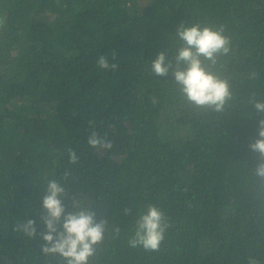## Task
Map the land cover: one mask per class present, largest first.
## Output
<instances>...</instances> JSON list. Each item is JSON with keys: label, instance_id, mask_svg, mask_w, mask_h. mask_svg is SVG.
Listing matches in <instances>:
<instances>
[{"label": "trees", "instance_id": "1", "mask_svg": "<svg viewBox=\"0 0 264 264\" xmlns=\"http://www.w3.org/2000/svg\"><path fill=\"white\" fill-rule=\"evenodd\" d=\"M0 17V264H65L41 252L53 178L67 211L107 221L89 264H264V179L249 147L264 118L251 103L264 101V0H0ZM181 23L230 39L227 56L205 61L230 86L221 112L189 104L171 70L150 72L160 52L175 65ZM92 129L113 147L91 148ZM149 205L169 225L152 251L129 245ZM26 219L35 239L14 230Z\"/></svg>", "mask_w": 264, "mask_h": 264}, {"label": "clouds", "instance_id": "2", "mask_svg": "<svg viewBox=\"0 0 264 264\" xmlns=\"http://www.w3.org/2000/svg\"><path fill=\"white\" fill-rule=\"evenodd\" d=\"M5 19L0 17V29ZM224 27L201 25L185 26L181 23L177 28L176 37L181 42L175 55V65L168 60L165 52H160L151 62L150 72L155 76H167L172 71L175 82L180 86L181 95L189 104L197 108H211L221 112L232 98L229 83L210 70L216 65L218 57L227 56L230 52V39L224 34ZM115 60V54H113ZM205 61L210 66L205 65ZM183 65V67H181ZM97 66L102 70L115 71L117 63H109L106 56H100ZM258 115L264 117V101H251ZM257 138L250 144V149L258 153L260 160L255 168V175L264 179V118L257 124ZM87 144L93 149L110 150L112 142L107 135L92 129L87 137ZM72 164L78 163L76 151L68 149ZM68 173H65V178ZM67 198L66 188L56 179H49L42 200L43 214L40 219L45 231L39 233L45 243L41 252L53 259L59 257L65 264H89L95 255L96 247L103 242L107 226L106 220H97L96 213L89 207L76 206L75 211H67L64 199ZM128 211V210H126ZM169 227L162 210L149 205L146 212L136 220L135 232L129 239L131 247L142 246L145 250H158ZM29 238L38 235L36 221L26 219L18 222L15 229ZM119 231V229H117ZM248 264H260L255 256L248 257Z\"/></svg>", "mask_w": 264, "mask_h": 264}]
</instances>
